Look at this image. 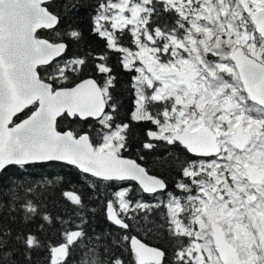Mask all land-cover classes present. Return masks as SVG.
Returning <instances> with one entry per match:
<instances>
[{"label": "snow or ice", "instance_id": "6c2138e0", "mask_svg": "<svg viewBox=\"0 0 264 264\" xmlns=\"http://www.w3.org/2000/svg\"><path fill=\"white\" fill-rule=\"evenodd\" d=\"M88 32L102 47L69 56L80 25L49 0H0V172L66 162L86 189L62 192L64 220L32 199L17 207L10 180L0 215L59 221L47 264L74 251L78 264H264V0H95ZM133 122L148 125L141 152L179 151L171 189L125 155ZM88 203L109 227L87 228ZM42 247L0 225V264L17 252L32 264Z\"/></svg>", "mask_w": 264, "mask_h": 264}, {"label": "trees", "instance_id": "16d2710c", "mask_svg": "<svg viewBox=\"0 0 264 264\" xmlns=\"http://www.w3.org/2000/svg\"><path fill=\"white\" fill-rule=\"evenodd\" d=\"M73 2L78 5L75 10L71 9L69 6ZM50 3L55 5L58 11L64 14L65 20H70L72 23L80 25L83 29L84 40L80 44L73 45L69 49V56L74 53L83 55L90 49L102 47V41L90 35L88 32L90 9L94 7L95 0H51ZM57 31H59V29H57ZM40 34L42 37L50 39L56 36L55 32L47 30H42ZM113 61H115V57H113ZM91 66V62H89L88 68L85 69V78ZM121 99L124 104L122 115L125 112H128L130 115V109L132 108L131 94L125 92ZM21 118H23V116H21L20 119ZM68 126V121L61 123L62 128L66 129ZM147 126L148 125L144 124L137 126L135 122L132 123V127L136 132V137L133 139L131 151L125 153V155L137 159V161L147 167L152 174L166 176L169 188L171 189L174 181L177 179L175 168L178 160L176 158L180 157V153L176 149H169L167 152H164L161 148H157L152 153L141 152L138 148L140 140L142 139L140 133L141 129ZM139 155L144 156L143 161L138 159ZM10 180L15 181L18 185H22L15 190L18 201L17 207L25 200L32 199L35 203L40 205L41 215L46 212L53 218L60 217L64 220H68L70 217V205L63 198L62 192L73 189L81 192L86 190L85 178L72 166L61 163L38 164L24 167L9 166L6 171L0 173V206L10 202L12 198V193L9 192L8 187ZM47 181H51L52 183L49 184ZM132 184L134 185V183ZM37 185H39V187H36ZM28 187L34 188L31 194L25 191ZM148 198L147 195L144 196V199ZM88 207L96 213L91 222L87 225L89 230L93 228L99 230L100 227H109L104 221L99 204L88 203ZM12 215L15 216L14 223L10 221L6 214L0 215V225L11 227L16 233L32 231L38 234L45 247L39 248L31 253L32 264H47L49 255L47 245L49 243H55L60 239L62 227L59 221L54 219L52 224H47L41 220L40 216L26 221L23 218L22 212L12 213ZM156 243H159V241H156ZM79 256L80 253L74 251L73 258L69 260V264H78ZM15 261L16 264H23L24 257L22 252L16 253Z\"/></svg>", "mask_w": 264, "mask_h": 264}, {"label": "water", "instance_id": "95a60500", "mask_svg": "<svg viewBox=\"0 0 264 264\" xmlns=\"http://www.w3.org/2000/svg\"><path fill=\"white\" fill-rule=\"evenodd\" d=\"M49 2H51V0H49ZM48 31V30H47ZM24 118V117H23ZM23 118H21V119H23ZM17 122H19V120L17 121ZM130 158H132V157H130ZM132 159H135V158H132ZM138 162V161H137ZM49 163H61V164H65V165H68V166H72V165H69V164H67L66 162H47V163H33V164H29V165H38V164H49ZM29 165H26V166H29ZM18 167H24V166H18ZM72 167H74V166H72ZM75 168V167H74ZM77 169V168H76ZM78 170V169H77ZM79 171V170H78ZM1 173V172H0ZM132 183H134L135 184V182H132Z\"/></svg>", "mask_w": 264, "mask_h": 264}]
</instances>
